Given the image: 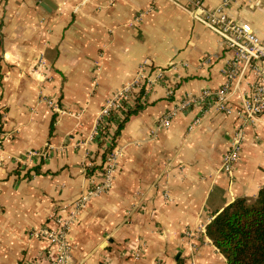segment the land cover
Listing matches in <instances>:
<instances>
[{
  "label": "crops",
  "instance_id": "1",
  "mask_svg": "<svg viewBox=\"0 0 264 264\" xmlns=\"http://www.w3.org/2000/svg\"><path fill=\"white\" fill-rule=\"evenodd\" d=\"M173 1L0 0V264H34L52 253L30 233L53 227L64 205L102 181L112 141L113 185L71 226L70 264H226L205 228L264 188V116L243 122L190 107L167 128L157 125L184 98L220 89L231 59L184 10L193 0ZM226 12L264 39V0H232ZM138 74L157 76L156 84L125 102L142 107L115 136L125 111L109 121L101 111ZM251 81L244 71L233 85L234 109ZM239 128L229 179L221 159Z\"/></svg>",
  "mask_w": 264,
  "mask_h": 264
},
{
  "label": "built area",
  "instance_id": "2",
  "mask_svg": "<svg viewBox=\"0 0 264 264\" xmlns=\"http://www.w3.org/2000/svg\"><path fill=\"white\" fill-rule=\"evenodd\" d=\"M173 4L177 2L170 0ZM232 0H220L218 7L214 9L205 8L199 0L190 2L189 7L184 9L194 20L202 23L213 34L217 35L224 48L231 53V59L226 71L225 83L215 92L202 91L198 96H188L177 104L176 109L164 114L158 119L157 125L167 128L171 119L178 111L189 109L190 107L200 109L201 113L208 110L219 111L226 115L235 114L243 122L254 121L260 116H264V39L254 33L250 25L230 18L226 12ZM44 65L39 60L36 68ZM244 71L251 73V85L249 93L243 98L238 108L234 109L229 105L228 99L233 85L237 83ZM157 76L146 77L138 74L137 77L116 93L104 106L101 117H109L114 111H125V104L132 101V94L141 87L153 89ZM146 80V82H145ZM126 102V103H125ZM54 107L53 103H49ZM129 105H127L128 107ZM196 123L199 120L195 121ZM5 137L0 134V148ZM244 134L241 128L237 129L230 139L229 147L221 159L220 170L229 179L233 175V167L237 162ZM28 156H36V153H29ZM119 151L113 149L106 154L102 181L93 184L86 189L75 200L64 205L61 214L53 217V227H41L33 230L30 235L45 242L52 249V253L46 257H39L34 264H70L71 243L69 232L71 226L76 222L81 211L86 209L88 203L96 196L109 190L114 182L117 171V159ZM164 200L170 201V197L162 194Z\"/></svg>",
  "mask_w": 264,
  "mask_h": 264
},
{
  "label": "trees",
  "instance_id": "3",
  "mask_svg": "<svg viewBox=\"0 0 264 264\" xmlns=\"http://www.w3.org/2000/svg\"><path fill=\"white\" fill-rule=\"evenodd\" d=\"M142 90L139 91L140 94L143 93ZM141 107L138 101L132 109L125 110L115 136ZM104 127L99 135L103 133ZM113 146L112 141L105 156L113 150ZM205 235L224 257L226 264H264V188L259 190L255 198L236 199L215 214L205 228Z\"/></svg>",
  "mask_w": 264,
  "mask_h": 264
},
{
  "label": "rangeland",
  "instance_id": "4",
  "mask_svg": "<svg viewBox=\"0 0 264 264\" xmlns=\"http://www.w3.org/2000/svg\"><path fill=\"white\" fill-rule=\"evenodd\" d=\"M194 244V248H195V243H193Z\"/></svg>",
  "mask_w": 264,
  "mask_h": 264
}]
</instances>
